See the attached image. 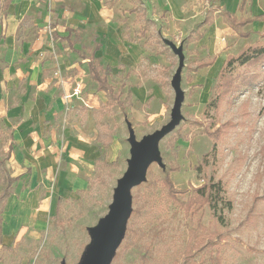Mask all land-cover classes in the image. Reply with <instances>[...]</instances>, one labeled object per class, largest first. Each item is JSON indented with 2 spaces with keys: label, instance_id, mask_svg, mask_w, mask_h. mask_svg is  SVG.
<instances>
[{
  "label": "rangeland",
  "instance_id": "374dc122",
  "mask_svg": "<svg viewBox=\"0 0 264 264\" xmlns=\"http://www.w3.org/2000/svg\"><path fill=\"white\" fill-rule=\"evenodd\" d=\"M242 1L226 0V6L234 8L232 13L239 18L264 14V0H247L240 10ZM118 2L119 41L127 43L123 42V61L111 68L110 83L122 92L123 109L106 103L95 118L87 116L92 120L87 140L95 139L100 157L86 172L80 170L87 184L62 199L58 217L46 215L37 227H11L5 213L6 248L0 249V264L80 262L90 244L88 229L108 214L117 183L128 169L127 121L137 140L171 122L175 103L171 82L179 59L164 39L178 47L183 44V119L160 143L165 169L153 164L147 182L132 192L133 213L112 264H264V67L259 69V80L224 99L218 112L207 108L227 57L264 42V20L244 28L253 33L246 39L215 23L218 17L214 19L212 13L222 0H108L105 4L112 8ZM88 48L90 56L94 47ZM214 57L208 69L195 70L199 62ZM222 127L226 132L216 145L212 135ZM8 139L0 118V151H8ZM166 173L178 191L175 196L165 182ZM212 178L223 183L231 207L219 206L215 211L205 206L199 212L214 245L186 262L193 226L179 203ZM21 213L19 208L11 218L17 220Z\"/></svg>",
  "mask_w": 264,
  "mask_h": 264
},
{
  "label": "crops",
  "instance_id": "0c3cea01",
  "mask_svg": "<svg viewBox=\"0 0 264 264\" xmlns=\"http://www.w3.org/2000/svg\"><path fill=\"white\" fill-rule=\"evenodd\" d=\"M106 2L12 0L9 7L12 18L0 40V118L14 146L8 167L21 177L5 212L11 227H37L46 215L54 217L58 200L86 186L80 170L100 157L95 139L87 140V116L107 98L91 78L90 59L96 52L113 69L127 43L119 41L115 22L119 2L112 8ZM221 8L235 10L226 0ZM19 208L21 217L11 218Z\"/></svg>",
  "mask_w": 264,
  "mask_h": 264
},
{
  "label": "trees",
  "instance_id": "16d2710c",
  "mask_svg": "<svg viewBox=\"0 0 264 264\" xmlns=\"http://www.w3.org/2000/svg\"><path fill=\"white\" fill-rule=\"evenodd\" d=\"M246 2L247 0L242 1L240 10L243 9ZM11 4L12 0H0V26L2 25L0 40L6 36L4 27L12 18L9 14V7ZM216 13L218 16L223 18L224 23L232 31H234L239 37L246 39L251 37L253 33L244 31V28L247 25L264 20V14L247 19L244 17L239 18L235 15V13L222 9L220 6H217L213 11L212 17H215ZM206 22H208L207 19L204 20V24H206ZM201 38L202 37L199 39ZM93 54V57L90 59V74L92 80L97 83L98 91L106 94L107 105L119 106L123 109V101L120 100L122 92H117L115 87L110 83V78L112 76L110 65L104 66L101 64V58L96 57L97 53L95 52ZM215 61L216 57L209 61H201L197 64L195 70L199 71L208 69ZM262 66L264 67V42H258L254 45L247 46L236 56L227 57L215 79L213 87L211 88L210 93L212 97L207 105V108L214 110V112H218L224 99L229 98V96L233 93L246 86H250L253 82L260 79L261 75L259 73V69ZM128 95H131V90ZM5 129L9 132L8 140L10 144L6 153L3 150L0 151V249L6 248L3 242V216L9 209L11 201L14 198L16 186L21 180V177H15L7 166V162H9L12 158L14 146L10 131L6 127ZM222 129H224V127L215 130L212 135L215 143L220 136L225 134L226 130L224 129V131H222ZM206 164L207 163L203 166H206ZM202 169L203 168L199 167V170ZM165 182L169 191L173 194V196H175L178 191L174 189L169 173H166ZM224 191L225 189L223 183L221 181H215L214 178H212L208 182L204 183V185L192 190L186 202H178L179 205H181L180 208L185 212V214L190 216L191 224L193 226L190 230L189 242L186 249V262H192L201 252H203V250H206L214 245L213 241L215 238L207 236V228L201 224V219L198 217V214L205 206L215 211L219 208V206L230 208L231 203L225 200ZM61 203L62 200H58L57 214L55 217H58L60 214ZM205 236L207 241H205Z\"/></svg>",
  "mask_w": 264,
  "mask_h": 264
},
{
  "label": "water",
  "instance_id": "95a60500",
  "mask_svg": "<svg viewBox=\"0 0 264 264\" xmlns=\"http://www.w3.org/2000/svg\"><path fill=\"white\" fill-rule=\"evenodd\" d=\"M179 59V67L172 79L171 86L175 92V103L171 122L161 130L137 140L132 123L127 121L129 129L130 159L128 169L118 181L114 190L113 202L108 214L99 223L88 229L90 244L86 247L78 264H112L119 248L125 240L128 223L133 213V190L147 182L149 168L158 164L165 169L160 153L161 141L171 134L183 119L182 106L185 93L182 90V72L185 67L183 44L179 47L172 41L164 39ZM62 264H66L64 261Z\"/></svg>",
  "mask_w": 264,
  "mask_h": 264
}]
</instances>
